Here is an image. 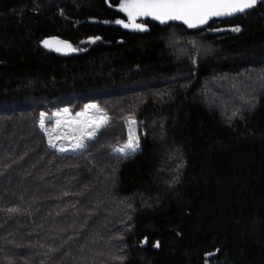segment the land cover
I'll return each instance as SVG.
<instances>
[{"label": "trees", "instance_id": "1", "mask_svg": "<svg viewBox=\"0 0 264 264\" xmlns=\"http://www.w3.org/2000/svg\"><path fill=\"white\" fill-rule=\"evenodd\" d=\"M120 3L0 0V264H264V0L146 34ZM88 105L107 125L50 147L41 114Z\"/></svg>", "mask_w": 264, "mask_h": 264}, {"label": "snow or ice", "instance_id": "2", "mask_svg": "<svg viewBox=\"0 0 264 264\" xmlns=\"http://www.w3.org/2000/svg\"><path fill=\"white\" fill-rule=\"evenodd\" d=\"M258 3V0H121L119 5V11L124 13L128 22L124 20H116L115 23L122 25L124 28H132L139 31L146 30L145 26L136 23L138 17H150L153 20L159 21L161 24L167 23L168 21H180L188 28H196L201 25L207 24L209 19L212 17H230L237 13H244L248 9L254 8ZM239 27H234L232 31L239 32ZM95 39H100L95 37ZM42 44L45 48H52L55 44V51H62L63 49H71V45L67 42L49 41L44 40ZM75 51V49H71ZM95 108V106H92ZM67 113V109H65ZM58 117L60 114H56ZM235 115V114H234ZM86 113H78L77 119L72 121L71 118L67 120L57 119V126L61 127L65 124L72 126L76 124L81 126L87 132V138L92 139L97 131L108 123V117L106 115H100L91 119H80L85 117ZM44 115L41 114L40 127L44 128ZM129 132L128 141L121 147L115 149L116 152L122 156H127L139 148L138 137L132 132L131 125L135 121H128ZM49 146L55 148L56 144L53 143L52 138H49ZM75 148H83V132L81 138L77 140ZM59 151H65L64 148H59ZM154 247H159V243L155 244Z\"/></svg>", "mask_w": 264, "mask_h": 264}, {"label": "rangeland", "instance_id": "3", "mask_svg": "<svg viewBox=\"0 0 264 264\" xmlns=\"http://www.w3.org/2000/svg\"><path fill=\"white\" fill-rule=\"evenodd\" d=\"M57 41V40H54ZM60 42V41H59ZM55 44H53L52 48H47L53 52L59 53V54H71V53H76V49L71 46V49H75V51L71 49H63L62 51H55ZM60 114L58 117L56 114ZM78 113H86L85 117H80V119H91L93 117H98L100 115H105L103 114L97 107L93 108L91 105L86 106L83 111L78 112ZM71 114L68 110L67 113H65V109L55 111L51 115H44V128L42 132L46 134L48 139L51 137L53 140V143L56 144V147L53 148L56 151L60 153H72L81 150L82 148H75V144L78 139L81 138L82 132H83V144L88 141L89 139L87 138V132L81 127L76 124H73L72 126H68V124H65L61 127L57 126V119H64L67 120L68 118H71L72 121H75L77 119V114ZM41 118V117H40ZM47 123H51L52 126L48 128L46 126ZM40 126V123H39ZM132 132L136 137H138V130H137V125L136 123L131 125ZM98 132V131H97ZM129 132V123H127V133ZM123 147V146H122ZM59 148H64L65 151H59ZM121 148V147H119ZM117 154H120L116 151H114ZM121 155V154H120Z\"/></svg>", "mask_w": 264, "mask_h": 264}, {"label": "water", "instance_id": "4", "mask_svg": "<svg viewBox=\"0 0 264 264\" xmlns=\"http://www.w3.org/2000/svg\"><path fill=\"white\" fill-rule=\"evenodd\" d=\"M106 5L109 7V8H111L110 6H109V4H108V0H106ZM256 7V6H255ZM255 7L254 8H252V9H248V10H246L244 13H237V14H235V15H233V16H230V17H212V18H210L209 19V21H208V23L207 24H204V25H201V26H199V27H196V28H188L186 25H184L182 22H180V21H168V22H176V23H178V24H180L181 26H183V27H185V28H188V29H190V30H192V31H195V30H200V29H203V28H205V27H207L213 20H216V19H229V18H235V17H238V16H241V15H244L245 13H248V12H250V11H252L253 9H255ZM116 10L118 11V12H120L119 11V7L118 8H116ZM122 13V12H121ZM124 14V13H123ZM145 18H148L149 20H151V21H153V22H155V23H157V24H161L159 21H156V20H153V19H151L150 17H138L137 19H136V23H138V24H141L139 21H141L142 19H145ZM128 22V18H127V21H125V23H127ZM106 25L107 26H114V27H116V28H120V29H122V30H124V31H126V32H130V33H134V34H146V33H148L149 32V29L145 26V28H146V30H144V31H139V30H135V29H132V28H124L122 25H118V24H116L115 22H113V23H106ZM143 25V24H142ZM217 33H222V32H224V29H220V30H217L216 31ZM49 41H54V40H49ZM89 41H91V40H89ZM47 49V48H46ZM47 50H49V49H47ZM49 51H51V50H49ZM56 53V52H55ZM59 54V53H58Z\"/></svg>", "mask_w": 264, "mask_h": 264}, {"label": "flooded vegetation", "instance_id": "5", "mask_svg": "<svg viewBox=\"0 0 264 264\" xmlns=\"http://www.w3.org/2000/svg\"><path fill=\"white\" fill-rule=\"evenodd\" d=\"M126 16V15H125ZM148 20V18H145V19H142L141 21H139L141 24H143V25H146V22H147V20ZM126 21H127V16H126ZM214 21V20H213ZM212 21V22H213Z\"/></svg>", "mask_w": 264, "mask_h": 264}]
</instances>
